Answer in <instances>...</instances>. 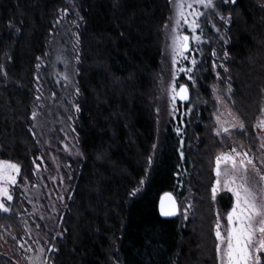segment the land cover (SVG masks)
Here are the masks:
<instances>
[{"label": "trees", "instance_id": "trees-1", "mask_svg": "<svg viewBox=\"0 0 264 264\" xmlns=\"http://www.w3.org/2000/svg\"><path fill=\"white\" fill-rule=\"evenodd\" d=\"M66 7V0H0V161L20 166V182L36 179L34 161L42 156L32 129L37 66ZM78 8L76 132L82 160L71 170L73 194L62 213L54 264H218L215 161L237 142L254 152L259 145L255 126L264 109V0H237L224 7L231 16L225 77L232 110L244 129L220 136L210 91L215 78L209 27L211 43L205 44L195 74L200 101L191 107V96L190 103H179L178 115L160 133L156 90L171 3L78 0ZM45 73L48 95L53 78ZM55 102L48 129L54 124L57 135L63 113L55 105L67 101L58 92ZM145 177L143 190L130 197ZM165 192L182 206L174 220L159 214ZM188 204L192 210L185 219ZM232 206L231 193L218 196L219 214L226 216ZM20 210L17 202L9 212L0 210V230L20 232ZM0 264L12 261L0 255Z\"/></svg>", "mask_w": 264, "mask_h": 264}, {"label": "rangeland", "instance_id": "rangeland-1", "mask_svg": "<svg viewBox=\"0 0 264 264\" xmlns=\"http://www.w3.org/2000/svg\"><path fill=\"white\" fill-rule=\"evenodd\" d=\"M181 2L182 0H172L170 17L174 16L176 5ZM183 2L187 3L189 0H183ZM66 3L67 7L59 11L54 22L55 30L52 33L49 50L44 58L39 59V67L37 66L33 113L36 112L38 115L33 119L32 114V129L42 150V156L40 157L42 160H39L40 168L37 170L36 167V179L34 182H20L19 173L17 183L15 185H8L9 194L13 196L11 201L7 200L6 197L0 196V203H3L10 210L16 202L21 207L19 217L22 230L18 233L12 230H0V255L7 256L12 261V264H54L53 258L57 251H49V249H57V238L62 236V213L65 211V207L73 194L71 170L82 160L76 132L79 112H76L74 107V105H78L80 99V91L77 94L76 90L79 89L77 76L80 60L79 30L81 28V15L78 8V0H66ZM215 4L217 7L214 10L205 9L199 5L195 6L197 10L207 13V17L200 19L201 26L203 27L204 43L198 46L195 45V42H192V44L194 47L199 48V51L195 53V58L199 65L203 55V48L206 47L205 44L213 41L210 55L211 65L212 60H215L217 65L222 64L226 68L228 59H224V52H226L227 43L225 41L228 42L227 29L230 23L220 20V16L228 17L229 15L225 13L224 7L232 6L233 4H223L222 0H215ZM185 10L187 11V9ZM167 24L170 29L172 21L169 19ZM213 24H215V28L212 27ZM206 26L212 31L213 37L210 39L211 42L206 36ZM216 28H219V32L216 31ZM182 30L185 34H188L187 28L183 25ZM167 32L168 30L164 27L163 58L155 102V113L160 133L163 131L166 123L171 118H175L179 112V102L177 100L175 106L178 111L173 113V105L169 95V85L172 81L173 73L171 57L168 51L169 41L167 40ZM213 50L217 53L216 57H212ZM188 55L191 57V53ZM183 66L191 67L188 61H183ZM224 68L217 67L213 70L215 80L210 86V91L213 103L215 104L213 113L216 122L215 132L222 124L224 127L229 128L227 134L232 135L240 129V122L232 110V88L225 77L227 71L225 72ZM46 71L53 78L52 85L54 88L48 95L46 94L44 83ZM217 72L220 75V79L217 78ZM195 74L196 69L194 79ZM65 75L68 77L67 80L64 79ZM177 81V88L180 84H187L189 86L193 103L191 107L197 104L200 101V94L196 83L193 86L182 73L178 75ZM229 87L231 91H229ZM58 92L62 93L63 99L65 98L67 101V105L62 106L60 103L55 105L56 109L60 107L59 110L63 113L62 118L59 116L57 119L58 134L56 135L52 129L53 127L56 129L55 125L53 124V127L48 129V121L51 123L49 119L50 113L54 111L53 106L56 103L55 101L58 100ZM37 96L40 97L39 100H37ZM217 96L223 99V103L217 101ZM217 116L220 117V124L217 123ZM260 120H264V109L258 122ZM258 122L255 126L256 134L259 138L257 151L249 150L239 142L234 145V148L239 152L248 151L255 158L254 163L257 167L264 169V163H261L264 160V149L261 148V144L264 143V130L257 126ZM233 124L236 127H232ZM73 128L75 131H72ZM222 134L224 133L222 132ZM231 151L232 149L219 155L229 154ZM221 167H224L223 163ZM261 175H264V171L261 172ZM256 179L259 180V177H256ZM144 186L145 183L141 186L142 190ZM223 192H226V190L218 191L216 199L213 200L217 215L219 216V222L222 225V232L227 227V215L222 216L219 214L217 199ZM234 203L235 198L233 197V206ZM181 207L180 210L182 211ZM191 210L192 206L190 204L183 209V213L187 215V219Z\"/></svg>", "mask_w": 264, "mask_h": 264}, {"label": "snow or ice", "instance_id": "snow-or-ice-1", "mask_svg": "<svg viewBox=\"0 0 264 264\" xmlns=\"http://www.w3.org/2000/svg\"><path fill=\"white\" fill-rule=\"evenodd\" d=\"M171 3L172 0H169ZM223 4H236L237 0H222ZM196 5L202 6L205 9H216L215 0H189V2L176 5L174 16L169 17L172 21V26L165 24L167 32L168 51L172 63V81L169 85V95L173 105V113L178 111L176 108V101H188L190 99L189 86L187 84H180L177 88V77L179 74H184L188 81L194 86L196 80L194 79L195 69L198 67V61L195 58V53L199 51L198 47H194L192 42L198 46L204 43L203 27L200 19L207 17V13L196 9ZM187 9V11L185 10ZM220 20L225 23H230L231 16H220ZM182 25L188 30V34L182 30ZM215 28V24L212 25ZM199 30V31H198ZM219 32V28H216ZM227 43V41H225ZM191 53V57L188 55ZM215 50L212 51V57H216ZM229 54L224 52V59H228ZM183 61H188L191 67L183 66ZM202 63V61H201ZM39 67V66H38ZM217 67L224 68V66L217 65L215 60H212V69ZM224 71H228L224 68ZM217 78L220 75L216 73ZM65 80L68 77L65 75ZM77 94L79 89L76 90ZM229 91H231L229 87ZM40 97L37 96V100ZM219 103H223L220 96L216 97ZM76 112L80 111L78 105H74ZM191 109H188L185 115L189 114ZM38 113H33V119ZM71 119V117H70ZM217 123L220 124V117L217 116ZM264 130V120H260L257 125ZM232 127H236L235 124ZM240 129H244V125H239ZM72 131H75L73 128ZM179 135L181 129L178 128ZM228 133L229 128L221 127L217 129L216 135L221 133ZM183 144V141H181ZM155 147V146H154ZM264 149V143L261 144ZM181 156L183 153L181 152ZM254 157L248 151L239 152L235 148L229 154H221L216 157V182L212 188V198L216 199L218 191H225L231 193L235 198L234 206L227 214V227L223 229L217 217L215 225V238L218 241L216 245V253L218 264H264V175L261 172L264 169L258 168L254 163ZM42 160V158H38ZM37 170L40 168V163L34 161ZM153 160L149 157V166ZM224 165L222 168L221 165ZM264 163V160L261 161ZM20 173V166L9 161H0V196L6 197L11 201L13 196L9 194L8 185H15L17 183V176ZM259 177V180L256 179ZM147 177L142 178L139 184L129 192V196L135 198L141 191ZM223 199V197H221ZM0 210L9 212L10 208L0 203ZM178 212V205L176 199L171 193H165L160 200V214L165 217L175 216ZM187 219V215H185ZM49 251H58V249H49Z\"/></svg>", "mask_w": 264, "mask_h": 264}, {"label": "water", "instance_id": "water-1", "mask_svg": "<svg viewBox=\"0 0 264 264\" xmlns=\"http://www.w3.org/2000/svg\"><path fill=\"white\" fill-rule=\"evenodd\" d=\"M189 94H190V99H189L188 101H180V100H178V102H179L180 104H182V105H185V104L190 103V100H191V92H190V89H189ZM165 193H171V194L174 196V198L176 199V202H177V205H178V212H177V214H176L175 216L165 217V216H162V215L160 214V200H161V198L164 196ZM165 193L160 197V200H159V205H158L159 214H160V216H161L163 219H165V220H174V219H176V218L179 216V214H180V204H179V202H178L176 196H175L172 192H165Z\"/></svg>", "mask_w": 264, "mask_h": 264}]
</instances>
